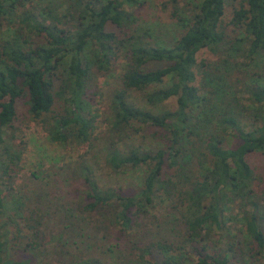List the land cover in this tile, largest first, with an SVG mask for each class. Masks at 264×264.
<instances>
[{
  "label": "trees",
  "instance_id": "trees-1",
  "mask_svg": "<svg viewBox=\"0 0 264 264\" xmlns=\"http://www.w3.org/2000/svg\"><path fill=\"white\" fill-rule=\"evenodd\" d=\"M145 1L66 0L59 14L48 5L38 9L29 0H0V22L6 21L8 28L0 45V143L1 128L11 127L17 103L24 98L32 117L54 116L47 127L51 141L86 142L92 129L88 88L93 69L107 74L110 64L121 60L104 157L115 172L141 170L138 185L129 194L102 186L87 167L76 201L60 208L61 219L67 220L62 229L78 237L95 222L104 231L101 238L110 237L115 228L114 237L121 239L160 199L169 201L171 212L177 211L181 219L178 239L115 243L106 250L120 249L138 264H194L192 255L195 264H229L233 258L237 264H260L264 200L252 185L259 179L264 183V170L255 172L247 156L264 148V0L238 1L228 22L233 35L223 24L227 0H185L182 8L176 4L172 16L182 33L171 45L143 43L147 31L125 37L117 33L115 28H123L131 18L125 5ZM204 49L220 57L198 61ZM134 93H140V101ZM173 99L175 107L165 109ZM56 101L65 114H51ZM141 128L159 144L156 149L124 145L129 134ZM3 151L7 158L0 160V264H45L38 261L49 238L43 229L47 216L37 204L30 208L20 202L16 207L24 233L15 222L17 234L30 237L34 258L4 257L9 237L2 215L12 190L5 166L18 152L8 146ZM43 188L39 184L31 192ZM238 201L239 227L233 232L226 212ZM224 230L227 239L214 237ZM223 240L225 252L217 251ZM228 252H233L230 258ZM85 262L106 264L94 256Z\"/></svg>",
  "mask_w": 264,
  "mask_h": 264
},
{
  "label": "rangeland",
  "instance_id": "rangeland-1",
  "mask_svg": "<svg viewBox=\"0 0 264 264\" xmlns=\"http://www.w3.org/2000/svg\"><path fill=\"white\" fill-rule=\"evenodd\" d=\"M29 1L28 4L38 6V9L48 5L59 14L63 13L66 6V0ZM184 1L147 0L140 5L131 7L125 5V10L131 13V18L123 24V28L115 29L120 37H125L127 33L142 34L143 31H147L148 35L144 36L143 43L171 45L182 33L180 26L176 24L177 21L172 16V11L176 4L180 8L184 7ZM238 1H226L223 24H225L228 33L231 35H233L231 32L232 25H228V22L233 15V9L238 5ZM185 11L187 12V10ZM5 23L4 20L0 22V45L2 44L1 38H7L8 34ZM197 56L198 61H207L219 58L220 54L204 49ZM235 61L241 63L244 60L235 58ZM120 62L121 60H118V62L110 64L107 74H104L103 70V72H99L93 69L88 88L92 129L86 142L78 143L72 139L66 144H60L51 141L47 127L52 123L54 116L49 117V114H47L40 118L32 117L28 112L25 98L17 103V112L11 127L1 128L3 142L0 143V160L7 158L3 151L5 146L12 147L13 150L18 152V156L13 163L7 165L5 163L7 172L12 176L11 182H9L12 190L6 197V208L2 215V220L8 223L6 231L9 237L7 250L4 254L5 258L24 261H28L29 257L34 258L29 249L30 237H22L21 235L27 229L24 228V221L16 213V207L19 206L20 202L30 208H34L36 204L39 205L47 216L44 219L46 227L43 229L49 238L46 240V247L38 263L43 261L45 264H86L85 261L94 256L106 264H138L135 257L122 256L120 249L115 248L113 252L106 249L109 246H114L115 243H117L116 245H123L131 244L133 241H148L163 237L176 240L178 239V232L179 234L183 232V225L177 211L173 209L171 212L172 208L168 204L169 201L163 202L160 199H156L153 207L149 208V213L140 216L137 223L127 230L128 234L122 236L121 239L114 237L115 228L112 229L110 237L101 238L104 231L100 226L104 225H98L100 227L98 228L95 226V222L91 223L86 230L82 226L83 234L78 237L73 236L71 233L67 234L62 229V224L67 223V220L61 219L62 212L60 208L63 207L62 204L76 201V189L80 190L83 187L81 177L84 170L88 169L87 167L92 169L95 174L94 178L102 186L121 188L125 194H129L132 192L131 189H135L138 185V174L141 170L115 172L106 165L104 157V151L108 145L107 139L111 133L109 121L111 119L110 102L112 92L120 86L118 77ZM253 66L254 64L251 63L248 68L250 72L254 70ZM242 68L246 67L242 66ZM140 96V93H134V97L138 101H140ZM174 107V99L164 105L165 109H173ZM64 109L65 107L62 106L61 101H56L51 114H65ZM129 135L130 137L123 142L125 146L132 144L146 149H156L157 145L159 146L150 137V134L142 128ZM119 144L121 148L125 149L122 143ZM247 159L255 172L263 173L264 148L250 153ZM39 184H42L44 188L32 193L31 191L38 188ZM252 186L258 194L259 200H264V183L259 179L254 181ZM234 203H230V207L233 209L226 212L228 214L226 215L228 217L226 223L233 232L239 227L236 219L240 217L239 209L241 205L239 201ZM23 214L26 216V213ZM15 222L20 226L21 233L19 235L16 231L17 227L15 225L17 224ZM84 231H86L85 235ZM218 233L214 235L216 239H227L225 230L223 231L224 234ZM67 238L74 242H64ZM129 241L131 242L129 243ZM226 248V242L223 240L215 249L225 252ZM232 253L228 252L229 258ZM192 256L195 264L197 258L194 255ZM234 259H231L229 264H237ZM32 261L28 264H32ZM260 264H264V257L260 260Z\"/></svg>",
  "mask_w": 264,
  "mask_h": 264
}]
</instances>
